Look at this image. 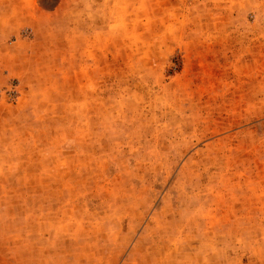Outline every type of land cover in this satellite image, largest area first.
Masks as SVG:
<instances>
[{"label":"rangeland","instance_id":"374dc122","mask_svg":"<svg viewBox=\"0 0 264 264\" xmlns=\"http://www.w3.org/2000/svg\"><path fill=\"white\" fill-rule=\"evenodd\" d=\"M0 264H264V0H0Z\"/></svg>","mask_w":264,"mask_h":264}]
</instances>
